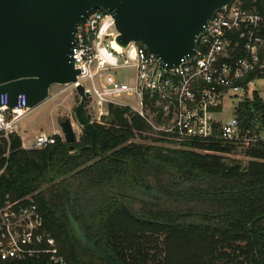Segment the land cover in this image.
Wrapping results in <instances>:
<instances>
[{"label":"trees","instance_id":"trees-1","mask_svg":"<svg viewBox=\"0 0 264 264\" xmlns=\"http://www.w3.org/2000/svg\"><path fill=\"white\" fill-rule=\"evenodd\" d=\"M243 2L264 9V0ZM253 96L239 103V119L261 109ZM93 127L92 149L83 130L73 144L55 135L42 149H21L17 136L9 146L0 140V196H30L68 264H109L103 253L118 264H264V144L246 149L242 165L217 155L235 150L219 141L136 143L148 128L124 108ZM66 205L95 246L69 228Z\"/></svg>","mask_w":264,"mask_h":264},{"label":"built area","instance_id":"built-area-1","mask_svg":"<svg viewBox=\"0 0 264 264\" xmlns=\"http://www.w3.org/2000/svg\"><path fill=\"white\" fill-rule=\"evenodd\" d=\"M116 36L112 16L102 10L87 13L74 33L71 59L79 75L63 87L82 86L92 123L106 125L109 109L117 107L139 118L148 134L171 144L219 141L243 150L264 144V9L259 12L244 7L243 0H232L198 35L194 55L171 70L139 42L118 48ZM254 93L261 109L239 119V103L252 101ZM228 95L240 100L224 121L218 116ZM22 96H16L17 104ZM28 112L9 105L7 94H2L0 140L9 146V138L17 136L24 150L53 144L55 135L39 133L28 143L19 136L17 123ZM0 260L68 264L30 196H0Z\"/></svg>","mask_w":264,"mask_h":264},{"label":"water","instance_id":"water-1","mask_svg":"<svg viewBox=\"0 0 264 264\" xmlns=\"http://www.w3.org/2000/svg\"><path fill=\"white\" fill-rule=\"evenodd\" d=\"M232 0H0V96L9 105L31 111L49 98L52 86L76 82L79 70L71 59L74 33L82 18L102 10L114 20L118 48L139 42L167 70L191 58L198 35L212 16ZM79 96L75 119L95 146V129L85 114L86 93ZM23 95L19 104L16 96ZM66 144L77 142L69 119L60 123ZM69 228L83 245L95 246L66 205ZM255 253L259 251L252 238ZM109 264H118L103 253Z\"/></svg>","mask_w":264,"mask_h":264},{"label":"rangeland","instance_id":"rangeland-1","mask_svg":"<svg viewBox=\"0 0 264 264\" xmlns=\"http://www.w3.org/2000/svg\"><path fill=\"white\" fill-rule=\"evenodd\" d=\"M125 73L131 74V72L128 71H125ZM250 88L253 89L254 86H251ZM225 99L226 100H223V112L218 116V118L224 121L229 118L233 111V107L237 105L240 100L239 98H235L234 96L230 95L226 96ZM78 102L79 96L76 94L73 88L57 85L52 86L50 88L49 98L41 105L26 113L18 121L17 129L19 136L24 140L25 143L32 141L39 133L56 135L63 139L60 123L64 122L66 119H69L72 123L73 131L78 141L82 135V129L77 123L74 115ZM146 134H143V136L148 137L146 139L140 138L136 135L132 140L136 143H152L167 148L179 147V144H174L173 142L172 144L171 142L164 141L154 142L152 139L155 137L151 134ZM201 152L206 153L205 151ZM244 152L245 150H243V148L235 146V150L233 152L218 153L217 155L222 156L225 160H238L242 163V165H245L250 160V158H248Z\"/></svg>","mask_w":264,"mask_h":264}]
</instances>
